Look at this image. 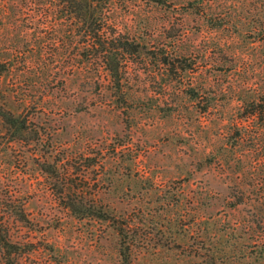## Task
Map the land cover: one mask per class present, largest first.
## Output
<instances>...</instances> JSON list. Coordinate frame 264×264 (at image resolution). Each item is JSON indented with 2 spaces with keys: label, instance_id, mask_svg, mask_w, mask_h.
Masks as SVG:
<instances>
[{
  "label": "rangeland",
  "instance_id": "1",
  "mask_svg": "<svg viewBox=\"0 0 264 264\" xmlns=\"http://www.w3.org/2000/svg\"><path fill=\"white\" fill-rule=\"evenodd\" d=\"M32 6L0 0V57L54 54L58 74L48 87L0 74V99L28 112L31 129L14 141L0 122V264H123L111 223L77 220L64 208L56 193L63 179L87 183L86 204L93 198L129 223L131 264H200L188 255L219 246L235 225V246L264 244V113L246 118L254 104L262 109L264 37L233 32L246 14L211 30L184 5L117 2L108 31L140 47L117 56L115 88L100 58L79 66L58 21ZM258 13L245 21L264 22ZM164 57L191 69L171 70ZM97 149L136 159L89 169L86 182L61 164ZM41 163L56 165L59 178ZM134 174L142 183L121 190Z\"/></svg>",
  "mask_w": 264,
  "mask_h": 264
},
{
  "label": "trees",
  "instance_id": "2",
  "mask_svg": "<svg viewBox=\"0 0 264 264\" xmlns=\"http://www.w3.org/2000/svg\"><path fill=\"white\" fill-rule=\"evenodd\" d=\"M121 1L123 0H30L33 5V13L37 7L40 8L45 19L54 18V21H58L60 28L57 32L62 35L65 46L69 48L71 44L75 45L72 49L74 50L73 54L76 53L75 55L80 57L79 66L84 62H90L93 57L100 58L111 81L115 84V88L120 83L119 59L117 56L134 55L139 53L140 47L135 41H130L124 35L117 34L116 30L108 31L111 11L114 9L115 4ZM141 1L164 7H173L176 6V3L184 5L191 12L200 16L211 30L230 28L232 26L233 13L240 12L242 15L245 13V19H242L243 21L240 20L239 28H234L233 32L238 35L248 33L264 37V22L259 20L257 24L251 25L245 21L249 16H259V9L264 10V0ZM247 10H250L254 15L248 13ZM18 13L19 11H15V9L10 11V15L13 18H16ZM55 57L54 54L44 56L41 53H32L15 58L0 57V74L10 75L19 80V82L24 81L32 84V86H36L39 83L48 87L53 77L58 74V70H55V66L52 65L56 61ZM161 62L171 68V70L186 71L191 69L192 66V64L180 65L182 61H169L166 57L161 59ZM260 100L263 104L259 105V108L262 109H258V106L254 104V109L248 112L246 118L261 120V116L264 113V96ZM27 102L29 103V99L23 97L19 104L24 109L27 107ZM27 114L28 112L23 114L17 108H8L6 101L0 99V122L6 128L12 140H22L24 134L28 131L27 119L30 115ZM29 130L31 131V129ZM241 138V134H239V139ZM122 146L124 147L125 144ZM112 154H105L100 149H97L95 153H89L87 156L81 152L78 155H64L63 159L61 158V164L68 166L64 169L70 170L72 176L80 175L82 180L86 182V174L89 169L98 170V167L103 169L106 166L111 169L114 164H124L125 162L131 165L136 159L127 158L124 156L125 151L116 152V149H113ZM70 162L73 164L69 165ZM41 170L51 178H59L56 165L41 163ZM128 178H130V182L126 183L125 186L122 185L121 190L132 186V183L136 188L138 183H142V176L138 174H134L132 177L128 175L126 180ZM57 188L56 193L59 196L61 195L60 200L63 202L64 208L75 219L91 218L100 223L112 224L117 237L120 259L123 264H131L135 255L133 254L132 243L127 235L130 228L129 223L117 221L114 213L111 212L114 211V208H106L103 204L93 200V198L86 199L88 201V204H86L84 195L88 190L87 183L80 185L75 180L63 179L62 185ZM116 188V186L113 187L114 190ZM238 230L239 226L235 225V227L225 231L221 235V241L217 239L219 246L212 244V247L204 250L202 256H188L200 260V264H233L234 257L237 256H240L243 261L242 264H264V244L252 246L249 249H241L233 244L232 234Z\"/></svg>",
  "mask_w": 264,
  "mask_h": 264
}]
</instances>
